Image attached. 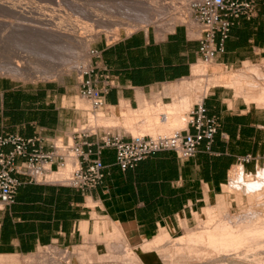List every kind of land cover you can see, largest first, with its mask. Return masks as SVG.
<instances>
[{
  "label": "crops",
  "instance_id": "1",
  "mask_svg": "<svg viewBox=\"0 0 264 264\" xmlns=\"http://www.w3.org/2000/svg\"><path fill=\"white\" fill-rule=\"evenodd\" d=\"M257 2L254 18L235 20L224 52L214 60L218 66L233 70L246 63H264V0ZM193 22L175 24L166 33L147 27L110 44L98 42L99 54L86 77L103 96L104 118L128 117L131 121L134 113L141 114L147 105H156L159 100L169 104L187 94L178 93V84L191 78L193 66L203 61V32ZM81 91V82L68 77L27 82L0 75V135L40 137L43 151H50L54 139L66 142L86 120L83 106L87 103L82 101ZM236 96L234 89L223 85L213 86L203 96L208 115L219 120L220 128L211 150L203 143L191 158L162 151L122 171L116 165L115 150L105 149L104 180L86 191L31 183L18 175L23 183L14 204L0 208V264H12L14 258L40 247L79 245L85 234H95L100 220L109 228L112 223L120 229L134 248L161 231L172 235L182 232L184 222L193 223L194 214L224 194L234 166H242L250 175L264 167V105ZM182 130L194 132L188 125ZM105 131L125 140L132 136L109 128L89 141L101 140ZM10 149L8 146L5 151ZM248 155L253 160L242 163L240 159Z\"/></svg>",
  "mask_w": 264,
  "mask_h": 264
},
{
  "label": "rangeland",
  "instance_id": "2",
  "mask_svg": "<svg viewBox=\"0 0 264 264\" xmlns=\"http://www.w3.org/2000/svg\"><path fill=\"white\" fill-rule=\"evenodd\" d=\"M4 1H6V0H3L2 2H4ZM13 1L14 0H10V1L8 0L4 3H7V2L13 3ZM15 1H17V0H15ZM15 1H14V3H16ZM22 1H24V3L25 2L28 3V5L29 6L31 5V6L28 8V5H26V7L23 8L24 11H23V9H20V7H16V10L14 12H11L12 15H11L10 11L6 12V13H8V14H6L5 11L3 12V10H0V12H1V15H0V75L10 76L12 78L24 80L27 82H46V81H54V80L57 81V80H62L64 77H68L72 81H75V82H81L82 74L84 72L90 71L92 68V66H91L92 60L94 58H96V54L99 53V50L96 48V45L101 40L104 41L105 43L107 42L108 44H110L111 42H114L115 40H117L122 35L130 34L134 31L145 29V26L150 27V28H154L155 30H160V29H158V26H157V25H159V23H154L151 25L149 24L148 26L144 25L143 23H141V25H140V23L135 24L132 20L134 18H132V16H131L133 13L130 15V13L126 9H121L114 4H110L109 6H106L101 2V0H76V2H75V0H73L74 3L77 5L76 7H78V8H75L74 3H72L73 5L70 3L72 7L70 5H69L70 6L69 7L68 6L69 0H68V2H64L61 0L62 2L60 1V4L58 3L59 6L61 5L60 7L58 6L57 3H55L57 5L56 6L54 3H52L49 0H33V2H32V0H30L31 2L29 0H26V1L22 0ZM22 1L20 0V2H22ZM147 1H148V3H154V1H158V2H160V4H162V6L166 4L164 6L165 9L162 10L164 13L161 12L163 14L162 16H164V18L162 20V23L160 22V26H163V23L165 26L170 21V19L173 18V16L178 15V12L183 13L184 11H185L184 13H188V12L189 13L187 15L184 13L182 15L180 13L178 16L181 17V19H183V16H185L184 18H186V19L188 18L187 19L188 22L193 21L191 19V9L185 10L186 6L188 4H191V2L193 0H153V1L147 0ZM29 2L31 4H29ZM24 3H23V5L25 6L26 3L25 4ZM23 5H21V6L24 7ZM63 5H65V6H63ZM167 5H170L171 8L169 6L166 7ZM171 5H173V8L175 7L174 11L171 10L172 13L169 11L170 9H172ZM183 5H185V7ZM82 6L83 7L85 6V7L82 9ZM31 7L36 9L37 14L34 12L35 11L34 9L33 10L31 9ZM45 7H47V8H45ZM50 7H52V9ZM67 7H69V8H67ZM26 8H28V9L26 10ZM55 8H57L58 10ZM73 8H74V10H73ZM87 8H88V10H87ZM167 8H169L168 11H165V10H167ZM75 9H77V10H75ZM178 9H180L181 11L180 10L178 11ZM38 10H40L41 12ZM46 10H49V11H46ZM79 10H83L85 12L88 11L89 13L88 12L84 13L83 11L80 12ZM91 10L94 12H92ZM108 10H110V11H108ZM27 11H32V12L29 14V12H27ZM53 11H55L56 14ZM15 12H18V13H15ZM49 12H50V14H49ZM52 12H53V15H56L55 16L57 18V20L55 19L56 23H59L60 21L62 23V20H63L64 23H62V25L66 24L65 26H69L68 24H70L71 27H75L76 24H73V23H75L77 21L78 22L77 25H79L80 27L82 26V23H86V25H89V24L94 25L97 28V30L105 28L104 32L101 33L99 38H91L89 52L92 56V60H91L89 66L86 65L84 57H83L84 53H82V52H84V50H85L84 47L82 48V46H84L83 44L81 45L80 43L74 42L75 46L73 43L72 44H73L75 50H70V49H68L69 46H68V48H66L67 46H65L64 44H61L54 39L48 38L44 35H41V34L37 33L36 31L35 32L32 31L36 27H37V29H44L45 28L44 23L46 22V20L49 19V18H46V16L49 17L52 14ZM32 13H33V15H32ZM90 13L94 14V15H99L102 18L107 19L108 21L107 20H105V21L107 23L110 22L109 26L104 27V28H98L99 24L92 21L94 19L93 18L94 16H92ZM169 13H171V14H169ZM42 14H43V16H42ZM3 15H5V17ZM16 15H18V16H16ZM25 15H27V16L24 17ZM62 16L65 20L63 18L61 20L60 17H62ZM88 16L90 18H93L91 20L92 22L89 21L90 18H88ZM165 16H167V17L165 18ZM12 17L13 18L18 17L19 19L18 18L13 19ZM30 17H31V20H28V19H30ZM36 17H37V19L38 18L41 19V20L40 19H38V20H40L42 22H40V21H38V22L42 23V24H39L38 22L36 23ZM133 17H136V16L133 15ZM23 18H25L24 19L25 21L23 20ZM44 18H46V20H44ZM59 18H60V21H59ZM137 18L138 17H136V19ZM16 20L18 22L20 20H22V23L20 22L21 23L20 24ZM26 20H27V22L33 20L31 23L33 24V22H35L36 24L34 23L33 28H30V27H32L31 23H30L31 24L30 27H29L30 24H27L28 29L29 28L30 29L29 30L23 29L24 27H27ZM69 20H71V21H69ZM72 20H73V23H72ZM167 20H168V22H167ZM13 21H14V23H13ZM57 21H59V22H57ZM66 21L67 22L69 21V22L67 23ZM164 21H166V22H164ZM23 22H26L24 27H23V24H24ZM180 22L181 21L178 19V20H176L175 24H178ZM15 23H16V25L19 24L17 26H21V27H19V29L18 28L9 29V28H12L13 25L16 26ZM72 24H73V26H72ZM130 24H131V26H129ZM41 25H42V27H41ZM136 25H137V27H136ZM135 27H136V29H135ZM113 29H115V30H113ZM84 30H85L84 28L80 29V33H82V35H85ZM112 31L115 33H113ZM110 34L112 36H113V34H116V37H115L116 39L111 37ZM77 44H78V46H77ZM72 62H75L76 65L79 67V69H74L72 72L66 73V74L65 73L59 74V75L53 74V76L52 75H49V76L48 75L32 76V75H27V74L23 75L21 72V68H20V66H22V67H25L27 69H31L34 73H38L39 71H43L44 69H45L44 71L59 72L62 69H66V70L72 69L70 67ZM214 63H215L214 60L212 62H210V64L217 69L216 71H214V72L209 71L207 76L202 77V78H194L192 76L191 78L187 79L186 81L189 80L188 81L189 83H193L194 81H200L201 79H203V80H206L207 78L215 79L217 77H220V74H224V76H225V75H229L230 73H234L235 71L237 72L240 70H244V71L248 70L249 67H253V66H256L257 68L259 67L258 69L262 73L261 75H264V63H262V64L246 63V64H244L243 67H241L239 69H233V70L226 69L222 66L218 67V65L216 63H215L216 66H214ZM250 75L252 76V74H250ZM258 82L260 83V81H258ZM223 86L228 87L226 82H223ZM210 88H213V86H210L209 89ZM222 88H225V87H222ZM245 89H246L245 91H243V92L241 91L239 93L236 91V89H234L236 92V95H237L236 97H241V98L246 99V96L248 95L249 92H251L254 95H257L261 91V87H260V89H259V87H256V89L254 88L253 90H251L250 87L247 86ZM227 90H229V89H227ZM231 92H233V90H231ZM186 93L192 97H196V96L201 97L204 95V91H203L202 86H200V87L195 86L193 88H190V89L186 90ZM82 101L87 103V106H83L84 107L83 109L85 110V113H86V120L82 124L77 126L75 129H81V127L83 126L82 128L87 129L89 132H97L98 135H100L101 131L107 130L109 128L122 129L126 133H130L134 136H136V135L156 136L159 134H171L177 130H182L183 128L186 127V125L188 123V112L192 107V106L187 107L186 108L187 111L186 110L183 111V114H181L183 116V118L181 115L176 116V118L180 119V122H181L178 126H176V127L173 126L172 128L167 127V129L164 131H157L155 129L156 124H158L157 126H163L164 125V122L162 121V118H163V115L161 114L162 111L156 112L154 114V116H152L150 119L146 118L148 123H146L145 118L142 117V113L140 114L138 112L134 113L135 114L134 116H136V117L131 121L128 120V117L124 118V117H116V116L110 117V120H109L108 118L107 119L104 118V116H105L104 109L95 111L92 107V103L90 102V100H88L86 98H82ZM159 101L161 102V100H159ZM194 102L198 103V102H200V99L195 100ZM118 115L123 116L122 113H118ZM101 119H103V120L101 121ZM105 120H109V122H106ZM145 123L147 124V127L145 126ZM138 130H139V132H138ZM69 136H70L69 142L72 143V133ZM60 140H63V139H61V138L56 139V142L59 145L61 144L60 142H58ZM67 159H66L65 164L63 166H60L58 164H54V165L50 164L48 166L51 170H55V171L65 170L67 163H68V160H69V159L68 160ZM76 165H75V167H76ZM74 168L71 170V172L74 170ZM260 172H264V167L259 169V171L253 175H250L244 171V181L248 182V183L257 182L259 180L261 182H264V177L261 179L259 177ZM230 185L231 184H229V186ZM263 193H264V187L258 193L252 192L250 190V187L246 183L242 184L240 187L238 186L236 189H234L232 191H229L228 186H226L224 189V194L222 196L217 197L216 201L211 206H208V207H213L216 209L218 206V209H219L218 211L220 212L221 215L222 214L226 215L227 213H231L232 215H235V216H241V215H244L246 213H249L251 210H258V211L264 212V202H263L264 199H261L259 196L257 197V194L261 195ZM204 212L205 211L202 210L199 213L194 214L193 223L186 225V223L184 222L183 223L184 229L182 232H178L175 235H172L166 231H161L159 235L160 236L164 235V237H165L164 240L161 243H159L158 245L157 244L155 245L154 243H151L149 241L151 243V246H152V244L154 245L152 247L148 246V245H150L148 241L145 244H143L137 248L132 247L128 243V241L126 240V238L124 237V235L122 234L120 229L115 227L112 223H110V228H109L106 223H103V220H100L99 224L100 225H106V226H104L105 229L103 227H101L99 229V231L96 230L97 233L95 232L94 235L85 234V238H84L83 242H81V244H79V245H76L74 247H69V248L58 246V245L40 247L38 250H36L32 254L25 255L22 257H18V258H14L12 260V262L17 261L18 264H39L40 262L45 261L51 255H53L54 252L58 256H60L62 251H65V252H67L66 255L69 257L67 261H64L65 264H206V263L209 264L212 262L215 264H220V262H218V261L220 259H222L224 257V255L225 256L226 255L230 256L233 254L235 255L236 252H234L233 250H226V251H220L221 252L220 253L218 250L212 249V247H210V249H209L206 246H202V245H199V246L192 245L193 247H196L193 249V247L190 248L191 244L189 243V245H188L187 240L182 241V242L179 240L178 241L176 240V239H179L181 236H185L186 231L187 232L188 231L189 232H198L200 230V227L207 225V223H209L210 219ZM116 229L119 231V233H117L118 234L117 236L113 235L115 231L118 232ZM116 232H115V234H116ZM120 232H121V234H120ZM202 244H204V243H202ZM146 246L148 249L145 248ZM258 246H255L254 249L252 248L251 249L252 252H250L251 250H249V249L245 252L243 251V250H245L244 248H242L243 250L239 249L240 253H241V251H243L242 252L243 255H241V257L244 258V255L247 252L246 254L250 257V258L248 257L247 261L251 260L252 263H255V261H256L255 264H264V242H262V244L261 245L259 244ZM188 247H189V249H188ZM195 249H197L199 252L196 251ZM248 252L252 256H250V254ZM252 257H254L255 260Z\"/></svg>",
  "mask_w": 264,
  "mask_h": 264
},
{
  "label": "built area",
  "instance_id": "3",
  "mask_svg": "<svg viewBox=\"0 0 264 264\" xmlns=\"http://www.w3.org/2000/svg\"><path fill=\"white\" fill-rule=\"evenodd\" d=\"M190 9L191 19L203 32L200 41L201 58L204 62H212L224 52L235 20L241 17L248 20L254 18L258 12V2L193 0ZM90 72H84L81 76V95L90 100L93 109L98 111L104 108L105 102L100 92L93 87V81L86 77ZM187 125L194 132L177 130L156 136L132 135L129 140H125L119 134L105 131L101 140L95 142L89 141V138L96 136L97 132H89L85 128L75 129L72 132V143L60 140L59 145L54 139L48 152L43 151L40 137L26 139L16 135H0V208L14 204L17 191L23 183L18 175L31 183L56 184L81 191L97 188L105 177L106 165L102 159L105 149L115 150V162L122 171L134 168L142 160L162 151H174L183 159L195 156L203 143L210 151L220 123L216 117L208 115L203 100L189 110ZM8 146L11 149L5 151ZM84 147L88 148L87 151ZM71 154L76 156L78 162L65 181L50 183L42 179L41 176L50 171L46 166H63ZM252 160L250 155L240 159L242 163H250Z\"/></svg>",
  "mask_w": 264,
  "mask_h": 264
},
{
  "label": "bare ground",
  "instance_id": "4",
  "mask_svg": "<svg viewBox=\"0 0 264 264\" xmlns=\"http://www.w3.org/2000/svg\"><path fill=\"white\" fill-rule=\"evenodd\" d=\"M0 1H1L0 2V10H3V12L5 11V13L8 12V11H10V13L11 12H14L16 10V7H20V9H23V8L26 7V5H28V3L25 2L26 3L25 4L24 1H22V0L21 1L25 4V6L23 5L22 2H20V0L19 1L18 0L17 1L14 0L16 3H14V1H13V3H9V2L4 3V2H6L8 0H6L4 2H2L3 0H0ZM49 1H51L54 4L55 3H57V4L59 3L60 4V1L61 0H49ZM62 1L68 2V0H62ZM151 1H153V0H151ZM30 2H29V4H31ZM32 2H33V0H32ZM75 2H76V0H75ZM101 2L104 5H106V6H109L110 4H114V5H116L117 7L121 8V9H126L130 13V15L133 13L131 16H132V18H134L132 20H133V22L135 24H139L140 23V25H141V23H143L144 25H147L148 26L149 24L151 25V24H154V23H159V25H157L158 26V29H160L163 33H166V32L171 31L173 29V27L175 26L176 20H178V19L181 21L180 23H183V24L184 23L187 24V22H188L187 21L188 18L187 19L184 18L185 16H183V19L184 20L181 19V17L178 16L180 13L183 15V13L185 12L184 11L183 13L182 12H180V13L178 12V15H175L174 14L175 16H173V18L170 19L169 22L167 20L168 23L165 26H164V23H163V26H160V22L162 23V20L164 18V16H162L163 15L162 13H164L162 10L165 9L164 6L166 4L162 6V4H160V2H158V1H154V3H148L147 0H101ZM70 3L72 4V3H74V1L73 0H69L68 6L69 5L71 6ZM59 4H58V6H59ZM21 5H23L24 7H22ZM30 6L28 5V8ZM63 6H65V5H63ZM74 6H75V8H78V7H76L77 6L76 4ZM168 6L170 7V5H167L166 7H168ZM171 6H172V9L169 10L170 12H171V10H173V11L175 10V7L173 8V5H171ZM183 6L185 7V5H183ZM190 6H191V4H188L186 6L185 10L186 9L187 10H190ZM69 7H67V8H69ZM84 7L82 6V9ZM28 8H26V10ZM45 8H47V7H45ZM50 8L52 9V7H50ZM31 9L33 10L34 8L31 7ZM55 9H57V8H55ZM168 9L169 8H167V10H165V11H168ZM34 10H35L34 12L36 13V9H34ZM73 10H74V8H73ZM75 10H77V9H75ZM87 10H88V8H87ZM179 10L180 9H178V11ZM23 11H24V9H23ZM38 11H40V10H38ZM46 11H49V10H46ZM79 11L81 12L83 10H79ZM108 11H110V10H108ZM18 12H15V13H18ZM27 12H29V14H30L32 11H27ZM53 12H55V11H53ZM53 12H52V14L49 17L46 16L47 15L46 13H45L46 15L44 14L46 16V18H49L48 20H46V18H44V20H46V22L44 23L45 24L44 25L45 26L44 29H37V27H36L37 25H36L35 26L36 28L34 27L35 29H33L32 31H34V32L36 31L37 33H39L41 35H44V36H46L48 38H51V39H54V40L58 41L59 43L64 44L65 46H67L66 48H68V46H69L68 49H70V50H75V48H74V46H75L74 42L75 43L76 42L77 43H80L81 45L83 44L84 46H82V48L84 47V49H85L84 52H82V53H84L83 57H84V60H85L86 65L89 66L90 65V62L92 60V56H91V54L89 52L91 38H99L100 35H101V33L104 32V29H105L104 27L109 26V23L110 22L107 23L105 21L107 19H104V18H102L99 15H94V14H91L90 13L92 16H94L93 17L94 19L93 18H90L88 16V18H90L89 21H91L93 19L92 20L93 22L99 24V27L98 28H104V29H100V30L98 29L97 30V28L94 25H92V24L86 25V23H82V26L80 27L79 25H77L78 22L76 21L75 23H73V20H72V23L73 24H76L75 27H71L70 24H68L69 26H65L66 24L65 25L63 24L64 25L63 26L62 25V23H64L63 20H62L63 16L60 17L61 20H62V23L60 21V18H59V21L60 22L57 21L59 23H56L55 19L57 20V18L55 17L56 15H53ZM83 12L84 13H87L88 11H86V12L83 11ZM92 12H94V11H92ZM171 13H169V14H171ZM188 13H184V14L187 15ZM6 14H8V13H6ZM49 14H50V12H49ZM55 14H56V12H55ZM0 15H1V12H0ZM11 15H12V13H11ZM18 15H16V16H18ZM27 15H25L24 17H26ZM32 15H33V13H32ZM133 15H135L138 18L136 19V17H133ZM3 16L5 17V15H3ZM42 16H43V14H42ZM167 16H165V18ZM15 18L16 17H14L13 19H15ZM24 19L25 18H23V20ZM38 19H40V18H38ZM38 19L36 17V23L41 20V19L40 20H38ZM28 20H31V17ZM14 21H13V23H14ZM32 21L27 22V20H26L27 23L26 22H23L24 23L23 24V27H24L25 23L27 25V24H30ZM69 21H71V20H69ZM20 22L22 23V20H20L18 23H20ZM40 22H42V21H40ZM164 22H166V21H164ZM16 23H15V25H16ZM34 23L35 22H33V24L31 23L32 24V27H30L31 24L29 25V27L30 28H33ZM189 23L190 22H188V24ZM39 24H42V23H39ZM73 24H72V26H73ZM17 25H19V24H17ZM17 25L16 26L13 25L12 28H9V29H16V28L19 29V27H21V26H17ZM193 25H194V22H193ZM129 26H131V24ZM41 27H42V25H41ZM136 27H137V25H136ZM136 27H135V29H136ZM82 28L85 29L84 30L85 31V35H82V33H80V29H82ZM145 28H147V27L145 26ZM23 29L29 30L28 29V25H27V27H24ZM113 30H115V29H113ZM113 33H115V32H113ZM116 34H113V36L111 34L110 35H111V37L115 38L116 37ZM72 43L74 44V46H73ZM77 46H78V44H77ZM214 66H216L215 63H214ZM70 67L72 69H69V70L62 69L59 72L44 71L45 70L44 69L43 71H39L38 73H34L31 69H27L25 67L20 66L21 72H22L23 75L27 74V75H32V76H35V75H37V76L38 75H40V76H45V75H48L49 76V75H52L53 76V74H55V75L64 74V73L66 74V73L72 72L74 69H79V67L76 65L75 62H72V64L70 65ZM258 68L256 66H253V67H249L248 70H245V71L244 70H240V71H237V72L235 71L234 73H230L229 75H225V76H224V74H220V77H217L215 79H210V78H207L206 80L201 79L200 81H194L193 83H189L188 82L189 80L188 81L184 80L182 83H180V85L178 84V87H177L178 88V93H182L183 91L186 92V90H188L190 88H193L195 86H199V87L202 86L203 87V91H204V95H205L207 93V91L209 90V87L210 86L223 85V82H226V84L228 85L229 88L236 89V91L238 93L241 92V91L242 92L245 91L246 90L245 88L247 86H249L251 90H253L254 88L256 89V87H259V89H260V87H261V91H260L259 94L254 95L251 92H249L248 95L246 96L247 102H255L257 104H260V106H261V105H264V75H261L262 73L259 71ZM216 70L217 69L215 67H213L210 64V62H208V63L205 62L204 63L203 61H200L198 64H195L193 66L192 75H193L194 78H202V77H206L207 74L209 73V71H213L214 72ZM250 74H252V76ZM258 81H260V83ZM203 96H201V97L200 96L192 97L189 94H185V95H181V96L176 97L172 101V103H169V104H163L162 102L159 101V103L156 104V105H151V106H148L147 105V106H145V108L141 111V113L147 119H150L152 116H154V114L156 112H161L162 111L161 114L164 115V117H165V119H164V125L163 126H157L158 124H156V128L155 129L157 131H164V130L167 129V127H171L172 128L173 126L174 127L178 126L181 122H180V119H177L176 118V116H179V115L183 114V111L186 110L187 107L193 106L196 103V102H194L195 100H199V99H200V101L203 100ZM182 118H183V116H182ZM102 120L103 119H101V121ZM105 121L106 122H109V120H105ZM69 158H68L69 160H68V163H67V166H66V169L65 170L55 171V170H51L49 168V166H46V169H48L50 171H49V173H46V174L42 175L41 176L42 179L45 182H50V183L51 182L53 183V182H63V181H65L69 177L71 170L77 164L76 162H78V160H77V158H76V156L74 154H71L69 156ZM259 177H260V179L263 178L264 177V172H260L259 173ZM244 183H246L250 187V190L252 192H257L258 193L264 187V182H261L260 180L257 181V182H250V183L245 182L244 181V171L242 169V166H238V165L237 166H234L232 168V170L230 171V182H229V184H231V185L229 186V184H228L226 186H228L229 191H232V190L236 189L238 186L240 187ZM258 196L261 199H264V193L261 194V195L260 194H257V197ZM218 210H219L218 209V206H217L216 209L213 208V207H206V208H204V211H205L204 213L210 219L209 220V223H207V225H205V226L200 227V230L198 232H189V231L187 232L186 231L185 236H181L179 239H176V240L177 241L179 240L181 242L187 240L188 241V245H189V243L191 244L190 248L193 247L192 245H195V246L202 245V246H206L209 249H210V247H212V249L218 250L219 252L220 251H226V250H233L234 252H236L235 255L234 254L233 255H230V256H228V255L225 256L224 255V257L218 261V262H220V264H255L256 261H255V263H252L251 260L250 261L249 260L247 261V259L249 257L246 254L247 252L245 253L244 258L241 257V255H243V253H242L243 251L245 252L248 249L249 250H251L252 248L254 249L255 246H258L259 244L261 245L262 242H264V212H261V211H258V210H251L249 213H246L244 215L235 216V215H232L231 213H227L226 215H224V214L221 215ZM104 226H106V225H100V224L99 225H96L95 230L99 231V229L101 227H103L105 229ZM97 231H96V233H97ZM115 232H114V234L113 233L112 234L115 235V236H117L118 235L117 233H119V231L116 232V234H115ZM120 234H121V232H120ZM164 238H165L164 235H162V236L158 235L153 240H150V242L151 243H154L155 245L156 244L158 245L159 243H161L164 240ZM150 242H149L150 245H148V246H151V243ZM202 243H204V244H202ZM152 246H154V245L152 244ZM145 248H147V246ZM194 248H196V247H193V249ZM242 248H244L245 250H243ZM188 249H189V247H188ZM239 249H241L243 251L240 250L241 251V253H240L239 252ZM195 250L198 251L197 249H195ZM250 252H252V250ZM66 253L67 252L62 251V253L60 254V256H58L54 252L53 255H51L45 261L40 262L39 264H65L64 261H67L68 258H69L66 255ZM250 256H252V255L250 254ZM252 258H254V257H252ZM254 260H255V258H254ZM12 264H18V262L17 261H14ZM209 264H215V263L212 262V263H209Z\"/></svg>",
  "mask_w": 264,
  "mask_h": 264
}]
</instances>
